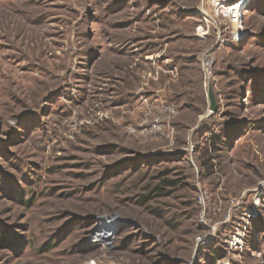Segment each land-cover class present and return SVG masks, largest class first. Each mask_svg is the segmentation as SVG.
Instances as JSON below:
<instances>
[{
  "label": "rangeland",
  "instance_id": "rangeland-1",
  "mask_svg": "<svg viewBox=\"0 0 264 264\" xmlns=\"http://www.w3.org/2000/svg\"><path fill=\"white\" fill-rule=\"evenodd\" d=\"M216 3L0 0V264H264V0Z\"/></svg>",
  "mask_w": 264,
  "mask_h": 264
},
{
  "label": "built area",
  "instance_id": "built-area-1",
  "mask_svg": "<svg viewBox=\"0 0 264 264\" xmlns=\"http://www.w3.org/2000/svg\"><path fill=\"white\" fill-rule=\"evenodd\" d=\"M239 2V1H238ZM237 1L233 0H217L216 5V12H219L222 16H224L233 26L234 29L240 28L238 27L239 20H240V10L243 6H238ZM206 62L203 59V64ZM208 64V62H206Z\"/></svg>",
  "mask_w": 264,
  "mask_h": 264
},
{
  "label": "bare ground",
  "instance_id": "bare-ground-1",
  "mask_svg": "<svg viewBox=\"0 0 264 264\" xmlns=\"http://www.w3.org/2000/svg\"><path fill=\"white\" fill-rule=\"evenodd\" d=\"M238 2V6H241V4H243V1H246V0H236ZM111 232V229L110 230H105V231H102L97 237L99 238H96V239H105V238H108L109 237V233Z\"/></svg>",
  "mask_w": 264,
  "mask_h": 264
}]
</instances>
